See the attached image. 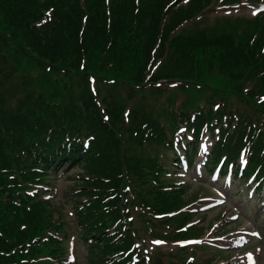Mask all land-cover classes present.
<instances>
[{"label":"trees","instance_id":"obj_1","mask_svg":"<svg viewBox=\"0 0 264 264\" xmlns=\"http://www.w3.org/2000/svg\"><path fill=\"white\" fill-rule=\"evenodd\" d=\"M181 1L0 0V57L21 63L28 54L48 73L81 78L78 85L86 83L83 92L89 100L87 109L62 104L52 95L0 122V264H34L48 257H54L51 264H61L56 260L62 253L59 241L50 231L60 225H55L47 200L31 194L30 188L46 184L49 172L62 166L83 168L88 202L79 208L77 220L99 252L100 264H127L134 253L136 235L124 203L125 180L134 178L142 187L136 193L139 208L169 224L176 217L168 215L182 209L183 189L165 178L181 163L178 149L189 154L192 148L188 161L193 166L206 130L217 135L209 156L212 165L224 158V168L233 164L236 178H264V15L251 34L239 38L205 30L174 36L213 0H193L175 9ZM12 45L10 61L11 50L4 51ZM201 73L232 84L241 79L249 92L238 87L230 92L239 103L248 104L251 113L227 107L225 101L214 109H178L165 115L147 111L133 118L131 137L137 145L162 148L171 159L128 156L117 128L125 119L112 117V110L90 108L98 101L83 79L99 81L105 75L121 83L132 77L135 81L129 82L140 85L157 75L180 80ZM244 149L248 164L242 170L238 160ZM178 223L177 236L184 237L186 219Z\"/></svg>","mask_w":264,"mask_h":264},{"label":"rangeland","instance_id":"obj_2","mask_svg":"<svg viewBox=\"0 0 264 264\" xmlns=\"http://www.w3.org/2000/svg\"><path fill=\"white\" fill-rule=\"evenodd\" d=\"M263 14L264 0H217L199 17L178 27L174 36L205 30L213 31L214 36L235 33L239 38L253 32L255 22L252 20ZM9 50V60L12 61L15 46H10L4 53ZM33 58L27 54L21 63H14L0 57V122L6 120L7 114L31 109L36 101L52 95L62 104L71 103L89 109L85 103L89 100L83 92L86 83L78 85L81 78L67 79L48 73L35 65ZM56 72L64 76L63 70L56 69ZM182 78L168 80L157 75L142 80L140 85L129 82L135 81L132 77L121 83L105 75L99 81L96 78H92L94 81L83 79L88 81L98 101V106L92 104L90 108L99 107L106 113L112 110V117L125 119V125L118 124L117 128L126 141L128 156L173 158L162 148L141 147L137 145L139 141L131 140L133 118L147 111L165 115L177 109H214L225 101L227 107L235 106L246 111L245 114L251 113L250 106L239 103L230 92L237 87L244 94L249 92V86L241 79H234L232 84L224 77L208 73H201L196 79ZM201 139L194 162L198 168L186 170V166L180 163L179 167L172 169L174 174L165 178V182L178 184L177 187L183 189L182 209L171 215L176 219L169 224H163L152 218L150 212L140 210L136 193L142 187L134 178L125 180L123 197L136 235V256L134 259L128 256L129 260L133 259L137 264H264V193L255 194L253 185L244 179L234 182L233 178L229 181L222 175L217 178V171L211 173V165L207 164L211 162L209 154L214 140L209 133H204ZM192 152L191 148L189 154ZM189 154L180 153V157L184 155L183 163L190 158ZM241 163L245 164L246 159L238 161V166ZM60 172H49L44 187L30 188L31 193L47 200L55 225H60L59 228L48 227L54 228L50 231L54 232L53 238L59 241L62 251V257L56 260H61V264H99L100 255L87 241L88 237L77 220L79 208L83 209L82 205L88 202L83 196L82 182H86L82 178L83 168ZM181 218L186 219L184 229H188L184 237L177 236V224ZM250 257L255 261L250 263ZM53 259L39 261L37 258L34 264H51Z\"/></svg>","mask_w":264,"mask_h":264}]
</instances>
